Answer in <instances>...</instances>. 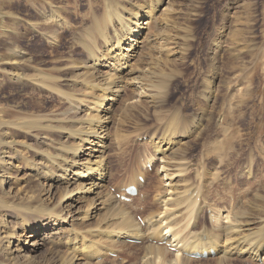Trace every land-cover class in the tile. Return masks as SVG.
I'll use <instances>...</instances> for the list:
<instances>
[{
	"label": "rangeland",
	"instance_id": "374dc122",
	"mask_svg": "<svg viewBox=\"0 0 264 264\" xmlns=\"http://www.w3.org/2000/svg\"><path fill=\"white\" fill-rule=\"evenodd\" d=\"M147 1L138 0L136 2L142 6ZM101 3H103L102 0H0V123L9 124L4 126L5 129L9 130V126H14L15 123L27 121L26 119L31 118V115L47 114L55 110L62 111L63 107L69 106L66 101L59 99V97H54L53 104L46 105V102L53 98L48 92L41 91L39 93L34 82L27 87H22L20 83L23 81L30 82L38 69L44 74H55V68L65 64L70 59L71 54L75 59L78 56L82 58L83 54L79 50L76 52V56L73 55L71 39L91 26L92 12L97 15L101 14ZM56 5L58 8L62 7L66 10L65 15L69 16V21H72L70 24L75 27H72L73 32L62 34L64 40L61 39L62 47L60 50L57 49L58 51L54 47L57 44L52 47L38 35L48 28L38 25L41 22L40 14L44 10L56 9ZM126 6L129 7L127 4ZM165 7L154 10L153 26L161 29L167 37L169 43L166 49L158 37H149L155 30H149L148 25H143L144 29H141L139 36L136 37L138 44L135 50L130 49L128 52H122L124 54L127 52L128 59L125 58L124 61H121L120 66L122 67L118 68V71L111 72V65H114L115 62L109 59L107 66L110 67H97L89 71V74H95L96 81L100 85L105 82L109 74L113 75L110 81H115L120 87V92L115 95L117 97L107 94L109 96L105 101L106 106L94 112L97 113L96 115L101 121L104 120L106 108H111V104L117 112L123 108V105L130 102L128 98L136 97L139 92L141 93L138 89L140 77L150 79V83L155 84L154 86L160 84L161 81L164 82V86L167 85L165 91H163L164 88L162 89L164 99L160 107L154 108L150 104H145L144 107L137 108L135 111L129 110L126 119L122 122H118L113 111L107 115L109 118L111 116V120L107 119L105 121L107 124H104L106 128L102 133L104 136L103 143H99L100 146L82 144L83 147L88 146L95 149L89 155L91 157H84L91 158L92 167L95 163H103L109 168L111 177L109 176V180L104 182L103 189L89 187V182L86 179L76 180L77 183L74 182L75 184H73L74 175L70 176L72 177L71 180L70 178L69 181L67 180L68 184L62 186V188L67 186L74 189L82 184L85 189H96L92 193L89 191V193H79L76 197L79 201L71 213L77 212L78 214L75 216L81 220L89 207L88 217L85 219L86 223L78 221L76 227L80 229L78 231L84 236L86 244L91 241L92 244H98L100 241V243H106V239L103 235H101L102 238L99 237L97 232L104 230V233L109 232L112 229L109 228L110 224L113 222L100 223L104 211H96L91 206L94 202L96 203L95 206L99 204L100 200L95 199L96 192H102L105 195L109 193L112 195L111 198L115 199L113 194L122 189L125 191L132 177H135L136 174L141 173L140 175L145 181L137 185L138 197L133 198L132 202L127 204L121 202L136 223L138 217L142 218V224L139 226L142 227L141 233L144 237L140 238L137 244L125 243L120 248L118 243L117 246L115 245L114 248L110 249H114L113 251L107 253L104 252V246L102 248L97 246L102 251L99 253L98 259H92L90 264H142L141 260L147 246L164 248L158 245V238L147 240L145 237L152 231L150 227L146 231L145 229L151 221L156 220L154 219L155 216L159 215L160 212L162 213L158 216L159 218L165 215V210L161 208V199L166 188L163 182L165 178L163 169H161V159L157 161L160 158V153H155L156 156L153 157L150 165H144V160L150 158V154H152L150 136L153 134L159 136L165 128L168 130V127L178 122V126L182 122L181 128L190 129L189 140H186L190 143L188 147L183 148L186 156L185 160L181 162L187 170L185 174H181L182 177H175L172 182L180 185L176 187L179 192L184 191V189L194 190L195 188L194 193H197L199 188L198 203L201 199L205 204L201 213L199 212L200 216L193 215L192 225L188 229L190 236L209 234V236L214 237L218 232L216 225L210 219V215L214 212L212 209L227 206L229 212H235L241 206L244 207V210L248 209L246 212L248 216L259 222L252 227L255 228L256 232H259V234L254 235L255 240L264 241V0H171V8L174 12L169 16L163 15ZM200 18H203L202 26L198 25ZM33 25L38 26L33 27ZM148 38H151L149 43H147ZM9 48L26 52L27 56L19 57L15 61L16 64L10 63ZM101 48L104 51V46ZM148 48L154 50L151 54L153 58L161 56L164 59L163 54L169 52L168 58L165 57V60H170L167 61L169 63L165 65L161 61L157 63L158 68L156 66L160 74H166L165 77L157 76L158 79H156L146 73L150 66H146L145 61H139V58L142 56V52H148ZM160 48L162 52H160ZM109 49H111L110 57L119 56L117 48H110L109 46ZM103 60L107 61L106 59ZM14 74L19 77L20 81L11 79L13 77L11 75ZM209 83L211 84L207 87L206 84ZM77 88L81 91H77ZM77 88L73 89L77 91L78 97L83 91L85 93V89L79 86ZM86 93L91 94L89 91ZM86 93L84 96L87 95ZM207 96H209V100L212 98L213 102L207 100ZM111 98L115 99L113 103L110 101ZM147 99L144 97V103L148 101ZM4 115L6 116L4 117ZM196 115H201L206 119L202 126L191 129V119ZM184 118L188 119V121L186 120L187 123ZM2 129V132L8 131ZM32 134H36V132ZM16 136H13L16 138L12 139L15 145L16 142L26 143L24 145L33 143L32 138H25L24 136L23 138L20 134ZM53 138L56 139L57 136ZM67 140L72 143V140ZM16 147L14 150L18 149L19 146ZM19 151L24 152L22 147ZM22 154L29 161L32 160L30 158H33V155ZM34 159L36 158L34 157ZM80 163L85 164L87 162L80 158ZM12 176L15 180L19 179V182L13 181L10 185L7 184L9 186H4V189L11 191L13 195L15 193L22 195L21 192L25 194L24 188L34 184L32 181L25 183L27 175L21 170L14 169ZM113 189H116V192H113ZM173 191L170 190L172 192L171 198H174L175 193L178 192ZM146 196L148 199L144 198ZM197 197L194 198L197 200ZM59 198L60 194H56L53 202L58 201ZM61 203L63 204L61 207H63L65 202ZM61 207L58 206V208ZM178 207H168L167 210L175 213ZM206 208L208 212L212 210L210 214L206 213ZM66 211L63 212L65 216ZM175 214L179 215L181 212L178 211ZM69 218V216L66 217L67 220ZM150 218L153 219L150 220ZM114 220H118V217H114ZM144 224H146L145 227H143ZM10 230L12 233L10 232L9 237L12 238L9 248L15 249V251H19L20 248L22 250L24 237H21L18 243L16 241L12 243L15 238L14 235L20 234L21 229L9 227L8 231ZM241 230L245 235L247 234L242 228ZM228 233L230 232L226 234L228 235ZM182 234H187V230L183 231ZM95 235H98L100 241L95 238ZM103 238L104 240H102ZM0 239L2 242L3 240L6 241L2 235ZM120 242L122 241L120 240ZM226 243L224 241L220 245ZM48 249L49 246H45L38 252L39 255L46 253L45 250ZM163 250L172 253L166 248ZM263 250L257 260L251 256H239L232 252L233 254L230 253L224 258L223 263L219 262L221 255L215 254L208 259H189L188 262L183 261L181 264H264ZM172 254L175 255V253ZM182 258L188 259L185 255ZM167 260H171V258Z\"/></svg>",
	"mask_w": 264,
	"mask_h": 264
},
{
	"label": "bare ground",
	"instance_id": "6f19581e",
	"mask_svg": "<svg viewBox=\"0 0 264 264\" xmlns=\"http://www.w3.org/2000/svg\"><path fill=\"white\" fill-rule=\"evenodd\" d=\"M102 1L101 14L97 15L92 12L91 26L88 29L84 28L86 30L82 32L78 30L80 33L73 36L71 39L73 55L76 56V52L79 50L83 54L82 58L78 56V58L75 59L71 54L70 59L65 64H61V66L55 68V74H44V72L42 73V71L38 69L32 76L30 82L21 79V81H23L20 83L22 87H27L30 83L34 82L39 93L41 91L48 92L49 95L53 97L46 102V105L53 104L55 101L54 97H59V99L66 101L69 106L67 108L63 107L62 111L55 110L47 114L31 115V118L27 117L29 118L26 119L27 121L21 120L22 122L15 123L14 126H9V130L6 128L9 132H6L4 127L9 124L3 125L0 123V236L2 235L6 240L5 242L3 240L2 242V239H0V264H90L92 259H98L99 253L102 251H100V248L97 246H100L101 248L104 246V252L107 253L108 251H113L114 249H110L114 248L118 243L120 244L118 245L120 248L122 244L125 245L126 240H139L144 237L141 233L142 227L133 220L131 214L127 212V209L121 204V202L116 198H111L112 195L109 193L105 195L102 192H96L95 199L100 200L99 204L95 206L96 203L94 202V204L91 205L96 211H104L100 223L104 224L107 221H110V223L113 222L110 224L109 228L112 229L109 232L104 233L105 230L103 232H97V234L100 235L99 237L103 235L106 239V243H100L101 241L99 240L98 235H95V238L100 241L99 243L102 246L99 243V245L92 244V241H88L89 244H86L84 236L78 231L80 229L76 227L78 221L86 223L85 219L88 217L89 207L85 212L84 218H81V220L77 219L78 217L75 216L78 214L77 212L71 213V211L76 208L75 206L79 201V199H76L79 193L83 194V192L85 193L88 191L91 193L95 192L96 189L91 190V188L95 187L103 189L104 182L109 180L108 178L110 176V171L109 168L106 167V164L95 163L92 167L91 158H84L89 156L93 150L95 151V149L88 146L83 147L82 144L100 146L99 143H103L104 136H102V133L106 128V125L104 126V124H107L105 121L111 118V116L109 118L107 115L111 114L113 111L115 112V110L113 109L112 104V110L110 107L106 108L105 117L102 121L97 117V113L95 114L94 112L101 109V107L106 106L105 101H107L106 99L109 96H107V94L115 96L120 92V87L115 81H110L111 78H113V75L111 76L109 74V77L106 79L104 78L105 82L100 85L96 81L95 74H89V71L97 67H110L107 66L109 60L115 62L110 68L112 73L122 67L120 66V63L121 61H124L125 58L128 59L127 52L130 49L135 50V47L138 44L136 37L139 36L140 30L144 29L143 25H148L149 30H155L153 32L151 31L152 34L149 37H158V40L163 42L162 46L166 49L169 43L167 37L161 29L153 26L155 19L154 10L166 6L163 9L164 16H169L174 10L171 8V0H169V2H167V0H148L147 3L142 6L136 2L138 0ZM126 4L129 7H127ZM37 11L39 12L40 10ZM42 12L43 13L40 14L41 16H39L41 22H39L38 25H41L42 27L46 26L48 28L46 31L41 32L38 35H40L43 40L47 41L50 46L52 45V47L54 44H57V46H54L56 48L55 50H60L62 47L61 39L64 40L62 34L73 32V28L75 27L70 24L71 20L69 21V16L67 17L65 15L66 10L62 7L58 8L56 5V9L54 8L49 11L44 10ZM85 23L87 24V22ZM202 23L203 18H200L198 20V25L202 26ZM38 25H33V27ZM78 29L80 28L78 27ZM150 39L151 38L147 39V43L150 42ZM103 46L104 51L101 50V47ZM109 46L110 48H117V54H119V56L110 57L111 49H109ZM10 48L8 49L10 63L12 62L14 64L19 57L27 56L26 52L20 50H18L20 51L18 52L16 51L17 49ZM147 50L148 52L146 53L140 50L142 56L139 58V61H145L146 66H150L146 73L154 78L157 76L165 77L166 74L163 75L158 72L157 63L161 61H163L165 65L169 63L167 61L170 60H165V57L168 58L167 56L169 55V52L166 51L167 53L163 54L164 59H162L161 56H159V58H153L151 54L154 50L151 48H148ZM124 51L127 52L124 54L122 53ZM160 52H162L161 48ZM103 59H106L107 61H104ZM62 61L63 60L61 59V62ZM175 63L176 61L174 64ZM159 70L162 71L161 68H159ZM11 77L13 81H20L16 74L11 75ZM210 84L211 83L206 84L207 87ZM138 85H140L138 89L141 93L137 92L139 95L128 98L130 102L123 105L121 110L115 112V117L118 118V122H122L126 119L129 110L135 111L137 108L144 107L145 104H150V106L154 108L162 105L164 99L162 89L164 88L163 91L167 89V85L164 86V82L161 81L160 84L154 86L155 84L150 83V79L140 77V79H138ZM77 86L85 89V93L86 91H89L91 94L86 93V96H88L86 97L84 96L85 93L83 91L81 95L79 94L81 96V98H79L80 96L78 97V93L76 92L81 90H79ZM73 88H77V91H74ZM144 97L148 98L146 103H144ZM208 98L209 96L206 97L207 100H209ZM114 100H110L111 103H113ZM209 101L213 102V99L211 98ZM2 111L5 112L4 110ZM89 111L90 114L88 115ZM5 116L6 115H4V117ZM205 119L201 115L194 116L191 119V123L189 122L191 125L190 128L192 129L202 126ZM186 120L188 121V119H185V122ZM178 124L179 122L174 123L170 127L167 126L169 128L168 130L164 127V131H162L159 136H156L155 134L150 136L152 142V154H150V158L144 160V165H150L153 161V157L156 156L155 153H160V158L157 161L161 159V169H163L165 178L163 182L166 185L161 199V208L165 210V215L159 218L158 216L162 213L160 212L159 215L155 216L156 218L154 219L156 220L153 222L151 221L145 229L146 231L149 227L152 228V231L150 232L151 234L149 233L150 235L148 234L145 237H147V240L150 238H158L159 241L163 240L165 237H170L168 241L174 244L176 253L173 255L172 253L164 251V248L147 246L145 248V254L141 260L142 264H181L183 261H189L190 257H188V255H192L195 252L200 254L206 252L209 257L211 251L214 254L221 255V258H218L219 262H222L224 258L232 252L239 256H251L257 260L264 249L262 248V246H264V241L262 240V243L259 242V239L255 240L256 237L254 235L259 234V232H256L255 228L252 227L256 226V223L259 222L258 220L254 221L252 217L248 216L246 214L248 209L244 210V207L240 206L238 211L235 212H229L227 206L223 208L219 207L220 209H212V207H210L214 211L213 214L210 215V219L216 225V231L218 234L214 237L209 236V232L207 233L208 235L193 234L190 236L188 229H190L189 227L192 225L191 222L192 219H194L193 215L200 216L199 214L205 204H203L201 199L198 203L197 196H200V190L198 187V191L195 195V197H197L196 200V198L193 197L195 188L194 190L184 189V191L179 192L176 187H179L180 185L178 186L176 183L173 184L172 182V179L175 177H182L181 174H185L187 170L181 162L185 160L186 156L183 148L188 147L190 143L189 141H186L189 140L188 136L190 129L181 128L182 122H180L179 126ZM2 128L5 129V132H2ZM35 132L36 134H32ZM15 134H20L22 137L24 136L29 139L32 138L31 141H33V143L24 145L26 143L23 144L21 142H16L15 145V142L12 141L13 138L18 137ZM52 136H57V138L55 139ZM50 137L52 138L50 139ZM67 139L72 140V143H69ZM16 146H21L24 152L19 151L21 147L14 150ZM22 153L29 154L30 156L33 155V158H30L32 160L29 161L24 158ZM34 157L36 159H34ZM80 158L87 163H80ZM14 169L21 170V172H24L25 175H27L25 183H28L29 181L34 182L32 186L28 185L24 188L25 194L21 192L22 195H19V193L13 195L11 191H6V188L4 189V186L7 184L10 185L13 181L19 182V179H14L15 175L14 177L12 176ZM140 174H136L135 177H132L128 184V186H133L136 189V192H138L137 185L141 184L138 180L139 177L142 178V175ZM71 175L75 176V178H73V184L77 183L76 180L86 179L91 188L85 189V186L80 183V185L74 189H70L67 186L62 188L64 184L69 183V178L70 180L72 179V177H70ZM197 176L199 177L200 175ZM100 184L101 186H99ZM170 190H174L173 192L178 191L175 193V197L173 195L174 198H171L172 192H170ZM56 194H60V198L58 201L53 202ZM144 198L148 199L147 196ZM61 202H65V207H61L63 205ZM58 206L61 208H58ZM177 206L179 207L176 212H181L179 215L175 214L176 212L173 213L167 210L168 207L177 208ZM65 210H67L66 216L65 214L63 215ZM212 210H209L210 213ZM67 216L70 217L68 220L66 219ZM114 217H118V220H114ZM151 219L153 218H150V220ZM146 224H144L143 227H145ZM9 227L17 230L21 229L20 234L14 235L15 238L12 243L15 241L18 243L21 240V237H24L25 239L23 240L24 245L22 246V250L20 248L18 249L19 251H15V249L11 250V248H9L12 238L9 237L11 232V230L8 231ZM241 228L247 233L246 235L242 232ZM186 230L187 234H182L183 231ZM227 232L230 233L227 235ZM180 234L182 235L180 236ZM104 238L102 240H104ZM120 240L122 242H120ZM222 240L227 243L225 245H220L224 242ZM45 246H49V249L45 250L46 253L39 255L38 252ZM184 254L188 259L182 258ZM168 258H171V260H167ZM262 259L264 260V257H262Z\"/></svg>",
	"mask_w": 264,
	"mask_h": 264
}]
</instances>
